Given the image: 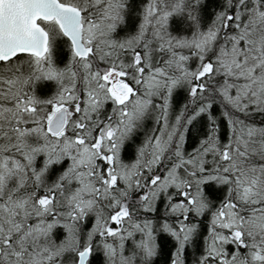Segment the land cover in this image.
<instances>
[{
	"label": "snow or ice",
	"instance_id": "1",
	"mask_svg": "<svg viewBox=\"0 0 264 264\" xmlns=\"http://www.w3.org/2000/svg\"><path fill=\"white\" fill-rule=\"evenodd\" d=\"M0 264H264V0H0Z\"/></svg>",
	"mask_w": 264,
	"mask_h": 264
},
{
	"label": "trees",
	"instance_id": "2",
	"mask_svg": "<svg viewBox=\"0 0 264 264\" xmlns=\"http://www.w3.org/2000/svg\"><path fill=\"white\" fill-rule=\"evenodd\" d=\"M177 99L179 100L181 98L180 97H177ZM257 119H260V117L257 116ZM147 123H148V120L145 121V124H147ZM144 126L147 129L149 128V125L148 126L144 125ZM145 132H147V131L141 130V132H140L141 136L139 138H136V143L140 142L144 138ZM186 144H187L186 150H190L192 147L195 146V144H194V138H193L192 135H189L188 136ZM134 149H135V144H133L132 146H130V154L134 155ZM96 259H99V257H97ZM190 259H191V253H189V261H190Z\"/></svg>",
	"mask_w": 264,
	"mask_h": 264
},
{
	"label": "flooded vegetation",
	"instance_id": "3",
	"mask_svg": "<svg viewBox=\"0 0 264 264\" xmlns=\"http://www.w3.org/2000/svg\"><path fill=\"white\" fill-rule=\"evenodd\" d=\"M153 124H154L153 119H151V118L148 119V123H147V124H144V125H146V126L149 125V128L147 129V128L144 126L142 130L148 132V131L153 127ZM140 132H141V130L138 131L137 133H135V138H139V137L141 136Z\"/></svg>",
	"mask_w": 264,
	"mask_h": 264
}]
</instances>
